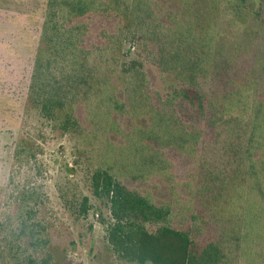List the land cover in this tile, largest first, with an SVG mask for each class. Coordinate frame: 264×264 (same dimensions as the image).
Segmentation results:
<instances>
[{"label":"trees","instance_id":"16d2710c","mask_svg":"<svg viewBox=\"0 0 264 264\" xmlns=\"http://www.w3.org/2000/svg\"><path fill=\"white\" fill-rule=\"evenodd\" d=\"M245 3L0 0V264H82L77 178L118 264H264V45L250 64L225 18ZM53 146L73 177L51 182Z\"/></svg>","mask_w":264,"mask_h":264},{"label":"rangeland","instance_id":"374dc122","mask_svg":"<svg viewBox=\"0 0 264 264\" xmlns=\"http://www.w3.org/2000/svg\"><path fill=\"white\" fill-rule=\"evenodd\" d=\"M258 12L262 15L264 14V0H246L244 13L233 10L230 16L226 13L225 17L228 18V21L232 19V22H230V24L226 27L228 28L231 36L235 37L236 40H241L240 46L243 51L250 52V56L248 55L250 57V60L248 59L250 64H253L251 60L252 55L256 52V49H260L264 45V32H260V37L253 35L257 33L259 26L255 23L252 16H248L255 15V13ZM235 14L240 21L233 20L232 15ZM260 30L261 29L259 28V31ZM17 133L18 131L14 129L0 130V187L4 185L8 179L11 167L12 151L17 140ZM222 153V149L213 146V160H220V155ZM44 159L50 170L49 175L51 182H56L65 177L67 174H70V177H73L70 170L75 166L72 163V155L68 146H53L46 148ZM77 179L80 181V189H83L84 193L91 198V203H93L96 210L94 213L92 212V215L87 221L82 220L77 224L72 223V229L75 235L82 233L85 239L91 240L90 246L92 248H88L89 251L88 249H83V251L79 253V260L82 264H118L115 260H113L109 249H107L104 243V233L106 231L107 222L105 221L106 223H104L102 221V215H100L98 209H101L100 211L103 213V218H107L108 209L105 201L95 198L92 193H90L85 181L81 178ZM97 213L99 216H97ZM89 223L94 224L93 230L89 229Z\"/></svg>","mask_w":264,"mask_h":264},{"label":"built area","instance_id":"2783aa9c","mask_svg":"<svg viewBox=\"0 0 264 264\" xmlns=\"http://www.w3.org/2000/svg\"><path fill=\"white\" fill-rule=\"evenodd\" d=\"M97 216H99V214L97 213Z\"/></svg>","mask_w":264,"mask_h":264}]
</instances>
